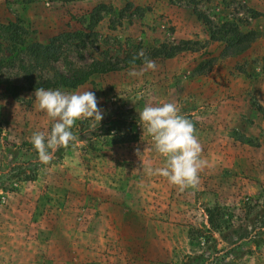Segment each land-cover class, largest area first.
<instances>
[{
  "label": "rangeland",
  "instance_id": "374dc122",
  "mask_svg": "<svg viewBox=\"0 0 264 264\" xmlns=\"http://www.w3.org/2000/svg\"><path fill=\"white\" fill-rule=\"evenodd\" d=\"M10 22L24 26L28 43L84 33L52 63L64 73L94 60L121 68L51 88L94 92L103 119L94 131L93 119L77 120L62 156L58 150L40 161L34 180L0 191V264H264V0H0V24ZM230 22L256 32L235 55L210 33ZM186 40L192 49L150 56L154 70L145 62L123 67L128 54ZM9 80L26 85L17 68L1 69L0 182L9 165L39 160L30 137L54 123L35 106V90L12 92ZM163 102L194 125L207 161L195 187L149 174L165 158L138 112ZM108 120L117 124L105 133ZM216 205L234 234L220 240L223 252L203 259L206 208Z\"/></svg>",
  "mask_w": 264,
  "mask_h": 264
},
{
  "label": "trees",
  "instance_id": "16d2710c",
  "mask_svg": "<svg viewBox=\"0 0 264 264\" xmlns=\"http://www.w3.org/2000/svg\"><path fill=\"white\" fill-rule=\"evenodd\" d=\"M253 11L255 13L254 15H260L259 11ZM202 18L206 24L209 25V18L207 16H202ZM100 20L101 18H97L94 20V23ZM210 30L212 39L227 42V46L224 49L227 55H235L242 52L256 38L255 31L243 33L239 29V26H234L232 22L223 24L220 29L214 30L210 28ZM0 31V39L6 41L5 44L2 43L0 45V71L7 65L11 68H17L26 83L25 86H22L14 84L13 80H9L6 84L8 90L12 92L17 93L22 90H35L36 88L51 89L59 86L76 87L84 84L93 74L121 68L118 62H112L111 60H94L85 66L74 68L71 73H64L54 67L52 63L58 61L67 52L70 44L78 41V39L83 41L84 33L70 32L54 36L50 42L45 45L37 42L28 43L27 32L20 23L10 22L7 25L0 24ZM192 43L191 40H186L180 45L174 44L170 47L167 44H163V48L156 49L151 55L143 54V56H140L139 52L128 54L123 59V67L142 64L145 62V59H149L150 56L158 57L163 55L165 57H173L179 52L192 49ZM22 51L25 55L24 57L20 55ZM47 71H52L51 75H47ZM116 124L117 121L108 120L104 122L100 130L106 133ZM132 137H134L132 134L128 135V139ZM72 142H74V140L69 142L68 145ZM67 147H61L59 149V154H57L62 156L64 149ZM28 148L32 149L33 147L30 145ZM36 159L23 161L11 166L9 165L10 171L7 172V176L0 182V191H13L22 181L34 180L41 165L40 160ZM206 212L208 215V227L205 230L206 233L202 235L204 238V245L199 255V257L203 259L211 257L214 253L220 254L223 252L226 248L223 249L218 247L220 240H230L231 236L234 234V230L230 228L231 224L229 218L226 217L227 210L225 207L219 205L208 207L206 208ZM261 235L262 234H256L253 241L259 243L262 239ZM230 251L231 250L228 249L226 253ZM199 257L196 258L198 259ZM184 264L189 263L185 262Z\"/></svg>",
  "mask_w": 264,
  "mask_h": 264
},
{
  "label": "clouds",
  "instance_id": "9594fccd",
  "mask_svg": "<svg viewBox=\"0 0 264 264\" xmlns=\"http://www.w3.org/2000/svg\"><path fill=\"white\" fill-rule=\"evenodd\" d=\"M143 56V52L139 53ZM146 69L154 70L152 60L145 59ZM134 69L129 75H136ZM36 107L45 111L54 123L50 132H34L30 143L38 153V159L50 162L61 147H67L75 139L70 130L81 118H91V130H95L103 119L94 92L67 93L59 89L36 88L34 92ZM139 120L152 137L154 149L165 158L162 166L149 169V174L161 175L169 183L181 188L195 187L199 182V172L207 164L202 160L201 145L195 135L192 122L180 114L179 107L172 102H163L155 106L149 104L139 112Z\"/></svg>",
  "mask_w": 264,
  "mask_h": 264
}]
</instances>
